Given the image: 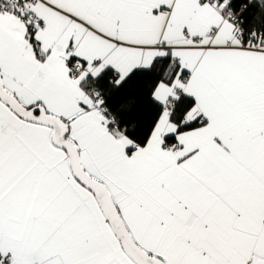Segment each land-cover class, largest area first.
Returning a JSON list of instances; mask_svg holds the SVG:
<instances>
[{
	"label": "snow or ice",
	"instance_id": "obj_1",
	"mask_svg": "<svg viewBox=\"0 0 264 264\" xmlns=\"http://www.w3.org/2000/svg\"><path fill=\"white\" fill-rule=\"evenodd\" d=\"M0 264H264V0H0Z\"/></svg>",
	"mask_w": 264,
	"mask_h": 264
}]
</instances>
